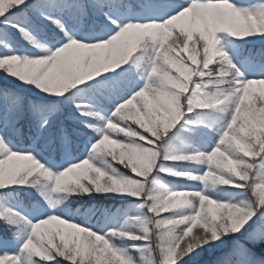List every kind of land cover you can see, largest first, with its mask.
I'll return each mask as SVG.
<instances>
[{
    "label": "snow or ice",
    "instance_id": "snow-or-ice-1",
    "mask_svg": "<svg viewBox=\"0 0 264 264\" xmlns=\"http://www.w3.org/2000/svg\"><path fill=\"white\" fill-rule=\"evenodd\" d=\"M264 264V0H0V264Z\"/></svg>",
    "mask_w": 264,
    "mask_h": 264
},
{
    "label": "trees",
    "instance_id": "trees-1",
    "mask_svg": "<svg viewBox=\"0 0 264 264\" xmlns=\"http://www.w3.org/2000/svg\"><path fill=\"white\" fill-rule=\"evenodd\" d=\"M215 258V254L212 252H205L200 257V264H210V262Z\"/></svg>",
    "mask_w": 264,
    "mask_h": 264
}]
</instances>
